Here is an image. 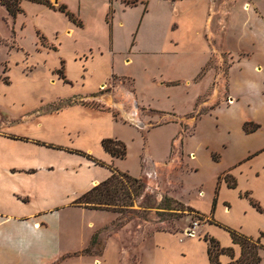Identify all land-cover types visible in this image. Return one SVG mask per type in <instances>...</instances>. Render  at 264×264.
Segmentation results:
<instances>
[{
	"label": "crops",
	"instance_id": "crops-1",
	"mask_svg": "<svg viewBox=\"0 0 264 264\" xmlns=\"http://www.w3.org/2000/svg\"><path fill=\"white\" fill-rule=\"evenodd\" d=\"M25 1L41 12L51 14L50 16L54 19L64 21L66 34L72 35L80 32L90 37V42L86 41L85 47L74 53L75 60L73 61L78 59L79 62L82 60L85 64H91L99 58L102 63H106L104 72L100 73L97 89L90 90L84 97L78 96L80 100L86 101V104L87 101L89 104H103L111 114L115 112L123 117V120H119L118 115L117 118L112 115L115 120L113 126L117 125V127L130 129L131 132L140 133L139 128L154 124L156 126L152 130L172 131V136L170 135L168 144L163 149L165 159L170 156L172 143L175 146L174 149L177 150L176 160L184 157L191 166L198 169L196 166L201 157L204 164L214 171L213 193L209 196V200L214 197L216 187L217 193L236 189L239 198L245 199L251 206L249 192L242 193L239 190V177L247 164H253L264 157V139L260 138L262 125L259 121L252 117L237 118L234 126L226 127L222 141L212 144L202 143L200 148L196 146V150L200 149L198 155L195 150L186 151L184 149V134L180 133L184 124L192 127L188 136L193 135L194 128L197 126L202 125L205 130V127L210 124L214 123L213 127L216 124L215 114L218 108L209 109L204 114L198 112L213 105L215 100L213 82L217 78H215L214 65L222 60V56L212 43L214 37L222 36L221 45L230 55L247 52L246 44H241V35L234 39L227 26L226 21L231 16V9L228 6L216 10V0H171L172 2L167 0H99L100 5L96 9L88 10H84L78 2L72 13L62 0H46L48 3L53 2L52 8L30 0ZM155 3L162 7L172 4V14L164 15L162 18L156 15L153 20H150L151 7ZM55 4L58 6L55 7ZM21 6L22 0L20 1L22 10ZM60 6L73 15L74 21L69 20L65 13L58 10ZM22 14L23 10L16 18ZM213 17L215 20L219 18L218 27L213 26ZM150 28L152 29L151 34H149ZM166 29L170 30L168 36L162 35ZM145 36H148L144 40L146 42L141 43L140 41ZM140 54L146 58H165L164 61L158 63H147L150 71L146 81L147 97L149 96L151 101L155 100L156 104L146 101L147 98L139 99L135 90L136 80L118 74L114 70L120 55L122 64L125 66L135 63ZM167 57L177 60L174 71L178 76L169 75V68L172 69V67ZM212 58L214 64L208 67ZM237 65L239 62L228 67L224 80L223 91L227 93L229 101L232 99L229 105L223 106L226 110H232L236 105L235 91L242 85L235 79L240 73ZM153 69L155 70L151 72ZM233 72L237 73L233 75ZM61 81L64 85H70L67 76L63 75ZM123 81L131 82L132 91L125 88ZM102 86L110 90H101ZM118 91L122 94L121 102L115 99ZM164 91L167 93L165 96L162 94ZM174 92L187 100L185 102V109H187L182 113H176L175 105L168 101L174 97ZM200 99L202 102L199 103ZM160 102H162L161 105ZM72 105L77 106V104ZM78 105L84 107L81 104ZM128 105L131 106L128 107ZM84 108L97 115L104 113L94 107ZM59 113L61 110L52 112L50 115L58 116ZM190 114L194 117L190 118L188 116ZM125 115L128 117V122H124ZM248 122L258 124L259 128L246 134L243 125ZM150 131L146 130L140 135L145 136ZM104 137V139L122 142L126 148L125 157L129 155V146L124 138L114 135ZM0 139L10 142L28 140L5 132H0ZM24 142L33 144L31 148L26 149L25 154L23 150L9 154L0 153V264H166L165 255L161 253L160 241L165 235L174 233L164 231L155 232L139 251L137 258L130 252L120 250L117 234L107 236L102 241L103 248L99 254L85 252L91 248L92 236L111 226L112 223H118L119 218L118 213L86 209L73 203L92 187L109 178L113 170L120 172L117 167L118 159L106 153L101 147V142L100 147L103 153L96 157L91 155V150L81 153L48 141ZM54 153L57 155H53ZM212 154H218L217 160L212 158ZM137 156L140 161L158 162L152 160L148 149L140 148ZM258 166L255 170L248 171L253 179H259L264 175L258 174V172H264V161ZM224 174L232 179L234 188H230L224 181L217 186L218 178ZM24 175H27L26 185L29 187L21 184L23 181L26 183V180H23ZM132 177L143 178L144 176L141 172ZM153 185L158 186L155 188L159 189L164 187L157 180ZM153 185L145 184L146 191L155 190ZM71 186L74 187L73 190ZM217 193L218 198L215 205L226 207L227 201L223 198L219 199ZM202 196L203 193L197 195V197ZM179 200L198 212L195 209L196 205L183 198ZM256 203L264 209V203L260 201ZM224 210L226 211L225 208ZM203 242L206 261L209 264L207 244ZM220 247L232 248L234 259L239 258L240 248L232 244L231 239L230 246ZM231 260L227 255H221L218 258L219 264H228Z\"/></svg>",
	"mask_w": 264,
	"mask_h": 264
},
{
	"label": "rangeland",
	"instance_id": "rangeland-1",
	"mask_svg": "<svg viewBox=\"0 0 264 264\" xmlns=\"http://www.w3.org/2000/svg\"><path fill=\"white\" fill-rule=\"evenodd\" d=\"M62 1L72 13H74L78 2L84 10L96 9L100 5L99 0ZM216 1V10L227 6L231 9V16L226 21L227 26L234 39L241 35V44H246L247 52L230 55L226 53L227 50L224 51L221 45L222 36L214 37L212 40L216 50L222 56V60L217 61L214 65L215 78H217L213 82L215 100L213 105L198 112L204 114L209 109L218 108L215 114L216 124L214 127V123L210 124L205 127V130L202 125L197 126L194 128L193 135L188 136L192 127L183 125L181 122L183 126L180 133L184 134V149L186 151L195 150L196 155L200 153V149L196 150V146L200 148L202 143L212 144L222 141L226 127L234 126L235 120L239 117H252L259 121V124L262 125L260 138L264 139V0ZM52 3L49 4L53 5ZM166 5V7H162L158 3L152 5L150 20H153L156 15L162 18L164 15L172 14V4ZM54 6L56 7L58 4ZM21 7L23 14L14 20L0 6V132L19 135L20 138L28 140L10 142L0 139V153L9 154L23 150L25 154L26 149L31 148L33 144L24 141L38 140L63 145L81 153L91 150V155L96 157L103 153L100 142L105 138L104 136L114 135L124 138L129 146V155L124 159L117 160L119 173L130 174L129 176L132 177L142 172L144 176L143 178L135 177L144 186L142 194L136 198L130 191V198L126 199V202L118 203V205H129V202H132V205L119 210L118 223L114 222L111 226L98 232L97 242L89 248V252L99 254L103 248L102 241L107 236L117 234L120 250L130 252L137 258L146 241L156 231H164L174 233L165 235L160 241L161 253L165 255L164 262L166 264H207L203 239L205 237L206 239L207 237L213 238L219 247L230 246L228 230H232L252 240H259L257 244L260 246L259 264H264V209L261 208L263 212L252 209L245 199L239 198L236 189L217 193V187L211 200L213 201L215 198L216 202L217 193L219 199H225L228 204L226 207L222 205L213 207L212 201L208 198L213 193L212 176L214 171L204 164L202 158L200 157L197 162L198 169L191 166L184 157L176 160L177 150L174 149L173 143L170 156L167 159L164 158L163 149L168 144L172 131L152 130L156 126L154 124L139 128L140 133L131 132L130 129L117 127V125L113 126L115 120L112 115L117 118L118 113L111 114L103 104H89L88 101L86 104V101L80 100L78 96L84 97L90 90L97 89L100 73L104 72L106 68V63H102L99 58H96L91 64H85L82 60L79 62L78 59L73 61L75 60L74 53L81 51L85 47L84 43L89 41L90 37L80 32L72 35L66 34L64 21L54 19L50 16L51 14L47 15L41 12L25 0H22ZM218 21L219 18L214 19V27H218ZM150 23L153 24L151 21ZM169 31L166 29L162 35L168 36ZM151 33L152 29L150 28L149 34ZM148 36H145L140 42L142 43ZM98 42H100L99 39ZM163 59L165 58H146L140 54L135 63L124 66L120 55L114 70L118 74L134 78L137 82L135 88L137 96L141 100L147 98L146 101L149 102L151 100L149 96L147 97L146 81L150 71L147 63H158L164 61ZM167 59L171 62L169 65L172 67V69L169 68V75L178 76L174 71L177 60L168 57ZM236 62H239L237 66L240 73L235 79L242 85L236 88L237 103L232 109L235 111H232L223 108L224 105H229L232 102V99L229 101L227 93L223 91V85L228 67ZM213 64L212 58L208 67ZM254 67H256L255 70ZM157 69L159 70V68ZM236 73L233 72V75ZM63 75L67 76L70 85L63 84L61 81ZM123 82L125 88L132 91L131 82ZM103 89L110 90L105 86H102L101 90ZM118 94L119 91L115 99L121 102L122 94ZM162 94L165 96L167 93L164 91ZM73 96L77 98H73ZM168 101L175 105L176 113H182L187 109H185L187 101L185 97L178 96L175 92L174 97ZM151 102L156 104L155 100ZM161 103L159 104L161 105ZM72 104H77V106ZM78 104L97 108L104 113L97 115ZM59 110L61 113L58 116L50 115V113ZM188 116L194 117L193 114ZM118 118L123 120V117L119 116ZM124 118H126L124 122H128L126 115ZM146 130L152 131L145 136L140 135L144 134ZM140 148L148 149L152 160L158 162L140 161L137 156ZM190 156L189 154L188 157L190 158ZM212 158L217 160L218 154H212ZM262 161H264V157L253 164H247L239 177V190L242 193L248 191L249 197L254 202L264 203V175L259 179H253L251 173L248 172L258 168ZM259 173L264 174V172ZM23 180H26V183L23 181L21 184L29 187L26 185L27 175L23 176ZM156 180L164 187L155 188L158 187L153 185ZM221 181L232 184V179L226 174L218 178L217 186ZM147 183L153 185L155 190L146 191L145 184ZM73 188L71 186V190ZM199 193H203V196L197 197ZM180 198L196 205L195 209L199 213L190 208L193 211L191 212L186 206L187 204L179 200ZM189 234L194 236L187 237ZM206 244L208 245L207 242ZM231 259L229 263L235 262L239 258L234 259L232 252Z\"/></svg>",
	"mask_w": 264,
	"mask_h": 264
},
{
	"label": "trees",
	"instance_id": "trees-1",
	"mask_svg": "<svg viewBox=\"0 0 264 264\" xmlns=\"http://www.w3.org/2000/svg\"><path fill=\"white\" fill-rule=\"evenodd\" d=\"M20 1L21 0H0V6L4 8L10 17L15 19L17 15L22 13ZM30 1L41 3L52 8V6L46 0ZM58 10L65 13L69 20L74 21L73 16L70 15L63 6L58 7ZM247 126H250V128H247ZM257 129L258 125H253L252 123H245L243 125V130L246 134H250ZM101 147L113 158L124 159L126 155L125 145L120 141L103 139L101 141ZM87 157L90 159L89 156ZM227 185L230 188H234L233 183ZM130 191L132 192L133 196L137 198L144 191V186L138 179L113 170L109 178L92 187L86 193L78 197L73 203L86 209L104 210L113 213H119V210H122V207L132 205V202H129V205H118L119 202H126V199L130 198ZM249 203L256 211L263 212L260 206L253 200L249 199ZM214 205L215 198L212 201V206L214 207ZM190 211L193 212L191 209ZM228 232L232 244L237 245L240 248L239 259L229 264H259L260 257L258 251L260 246H257L259 240H252L251 238L232 230H228ZM97 234L98 233H95L92 236L90 247H93L96 244ZM203 241L208 243L207 256L209 264H219L218 258L221 255H227L228 257L232 258V248H220L219 244L210 237H207V239L205 237ZM85 252L90 253L89 248Z\"/></svg>",
	"mask_w": 264,
	"mask_h": 264
},
{
	"label": "built area",
	"instance_id": "built-area-1",
	"mask_svg": "<svg viewBox=\"0 0 264 264\" xmlns=\"http://www.w3.org/2000/svg\"><path fill=\"white\" fill-rule=\"evenodd\" d=\"M190 235V234H189Z\"/></svg>",
	"mask_w": 264,
	"mask_h": 264
}]
</instances>
